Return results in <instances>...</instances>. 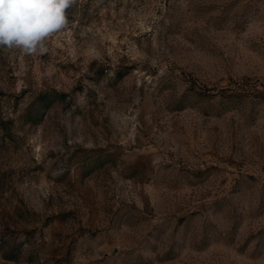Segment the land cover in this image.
<instances>
[{
	"label": "rangeland",
	"instance_id": "1",
	"mask_svg": "<svg viewBox=\"0 0 264 264\" xmlns=\"http://www.w3.org/2000/svg\"><path fill=\"white\" fill-rule=\"evenodd\" d=\"M0 49V264H264V0H76Z\"/></svg>",
	"mask_w": 264,
	"mask_h": 264
},
{
	"label": "clouds",
	"instance_id": "2",
	"mask_svg": "<svg viewBox=\"0 0 264 264\" xmlns=\"http://www.w3.org/2000/svg\"><path fill=\"white\" fill-rule=\"evenodd\" d=\"M76 0H0V49L43 54L45 41L68 27Z\"/></svg>",
	"mask_w": 264,
	"mask_h": 264
},
{
	"label": "trees",
	"instance_id": "3",
	"mask_svg": "<svg viewBox=\"0 0 264 264\" xmlns=\"http://www.w3.org/2000/svg\"><path fill=\"white\" fill-rule=\"evenodd\" d=\"M69 14V12H67V15Z\"/></svg>",
	"mask_w": 264,
	"mask_h": 264
}]
</instances>
